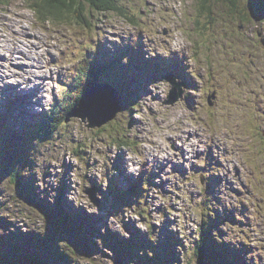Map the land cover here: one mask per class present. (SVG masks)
<instances>
[{
  "label": "rangeland",
  "instance_id": "obj_1",
  "mask_svg": "<svg viewBox=\"0 0 264 264\" xmlns=\"http://www.w3.org/2000/svg\"><path fill=\"white\" fill-rule=\"evenodd\" d=\"M114 2L126 17L84 5V25L42 26L22 0H0V264H197L196 224L214 213L204 264H264V0H209L201 16L196 0ZM133 38L143 51L120 59ZM112 59L123 74L106 75L132 111L99 132L69 112L37 136L21 110L26 74L38 122L66 103L55 72L74 83L86 60ZM165 74L192 84L172 107ZM127 171L152 174L140 200L114 185ZM94 189L99 208L84 194Z\"/></svg>",
  "mask_w": 264,
  "mask_h": 264
},
{
  "label": "trees",
  "instance_id": "obj_2",
  "mask_svg": "<svg viewBox=\"0 0 264 264\" xmlns=\"http://www.w3.org/2000/svg\"><path fill=\"white\" fill-rule=\"evenodd\" d=\"M28 8L32 11L35 16V19L38 23L41 24H52L59 26L60 24L66 23L67 21H74L75 24L84 25L85 21L80 14L84 9V5L89 7V10L95 11L97 13L109 14L114 13L118 15H122L126 17L123 13V9L118 7L114 0H22ZM198 3L197 11L201 15L205 13L207 15L211 14V8L209 6V0H196ZM134 24V22H132ZM206 47V44L203 45ZM82 63L81 65H84ZM89 64V69L85 71V73H78L76 82L73 83V91L68 93L65 101L66 103H62L60 107L56 108L39 122L38 131L42 134L40 138H45L51 132L48 129L51 127V123L53 121L60 123L65 121L67 114L73 109V107L80 101L83 94L89 89V87L94 83V81H98L99 77L103 75L106 71L112 69V66L99 69L97 66L94 67ZM82 68V67H81ZM80 68V69H81ZM57 115H60L59 117ZM101 129V128H100ZM100 129H96V132H99ZM39 136V133H38ZM117 138L112 135V137L117 141V143L126 145V139H124L123 135ZM129 139L127 142L129 144ZM18 178H16V182L14 184L11 183L13 188H17L21 186L18 182ZM23 190V188H22ZM201 228V227H200ZM204 240H201V243L197 246V264H204Z\"/></svg>",
  "mask_w": 264,
  "mask_h": 264
},
{
  "label": "water",
  "instance_id": "obj_3",
  "mask_svg": "<svg viewBox=\"0 0 264 264\" xmlns=\"http://www.w3.org/2000/svg\"><path fill=\"white\" fill-rule=\"evenodd\" d=\"M165 80L172 86L166 104L173 105L181 97V84L173 76ZM120 111L121 99L116 91L107 84H93L74 107L71 117L87 121L89 128H100L113 121Z\"/></svg>",
  "mask_w": 264,
  "mask_h": 264
},
{
  "label": "bare ground",
  "instance_id": "obj_4",
  "mask_svg": "<svg viewBox=\"0 0 264 264\" xmlns=\"http://www.w3.org/2000/svg\"><path fill=\"white\" fill-rule=\"evenodd\" d=\"M100 47H101V46H100ZM94 58H95V57H94ZM6 114H7L8 116H11V115L8 114V112H6ZM17 183H18V182H17Z\"/></svg>",
  "mask_w": 264,
  "mask_h": 264
}]
</instances>
